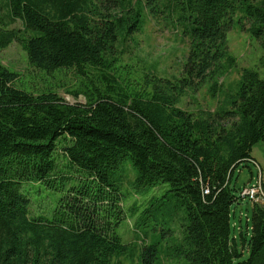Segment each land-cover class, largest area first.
<instances>
[{"label": "trees", "instance_id": "trees-1", "mask_svg": "<svg viewBox=\"0 0 264 264\" xmlns=\"http://www.w3.org/2000/svg\"><path fill=\"white\" fill-rule=\"evenodd\" d=\"M118 1L119 10L99 22L95 10L108 0H0L7 12L0 21L8 19L0 50L18 42L35 68H73L84 77L93 68L102 77L101 87L76 92L85 103H71L17 86L19 73L0 61V264H124L134 252L117 233L120 184L132 175L126 160L135 186L167 184L185 207L179 256L190 264H264V205L254 204L250 229L247 222L236 233L231 224L248 185L238 187L235 172L264 141V56L258 69H243L219 112L196 117L178 107L194 81L235 65L228 30L238 11L264 49V0H166L190 38L186 76L176 83L145 76L129 88L113 71L114 47L144 27L145 9L156 17L160 3ZM16 21L23 27L10 28ZM42 186L65 194L37 212ZM158 253L157 243L145 244L136 264H154Z\"/></svg>", "mask_w": 264, "mask_h": 264}, {"label": "rangeland", "instance_id": "rangeland-1", "mask_svg": "<svg viewBox=\"0 0 264 264\" xmlns=\"http://www.w3.org/2000/svg\"><path fill=\"white\" fill-rule=\"evenodd\" d=\"M160 8L157 16H152L149 9L144 27L132 33L125 39H120L114 47V72L127 88L135 86L145 76H158L177 82L186 76V63L190 51V38L183 34L181 25H177L175 15L165 8L166 0H158ZM98 4V2H96ZM118 0H108L105 4H98L95 18L109 17L110 12L118 11ZM238 11L232 25L228 30V49L235 58V65L213 77L208 76L203 80H196L186 87L180 98L178 107L191 112L196 117L208 113H217L225 108L230 96L236 91L242 71L245 68L258 69L260 59L264 56V49L260 41L249 31L251 20ZM7 12L0 9V15ZM176 15H178L176 13ZM174 16V17H172ZM8 19L4 16V23L0 26L7 27ZM10 28H22L20 21L9 25ZM123 38V37H122ZM0 61L10 70L19 73L16 85L32 92L52 90L71 103H85L83 93L76 97V92H82L87 85L92 83L102 86V77L93 68L89 69V76L79 75L73 68H63L51 73L33 67L27 57L26 51L18 42H13L9 47L0 50ZM228 67V66H227ZM195 80V79H194ZM217 82L215 90L212 89ZM224 122V121H223ZM229 123V122H226ZM252 155L264 168V141L253 147ZM129 168L130 176H124L120 184L124 199L121 200L124 215L120 218L117 233L124 243L131 244L134 252L123 258L124 264H136L139 251L148 243H157L159 253L154 264H190L184 256L176 252L182 243L187 225L186 210L179 202L171 197L167 184H160L154 188L137 187L134 185L135 170L129 160L125 161ZM124 169L119 168V173ZM125 171V170H124ZM253 173V175H252ZM258 174L257 166L248 162L240 166L235 172V184L238 187L250 185L255 175ZM64 191H51L42 186V191L34 194L36 211L49 207H57L58 200L63 197ZM254 203L240 200L232 207L231 224L233 231L239 233L240 225L243 229L251 228V218ZM138 207L136 213L130 212L131 208ZM119 219L117 214L111 217ZM236 224L238 227L236 228Z\"/></svg>", "mask_w": 264, "mask_h": 264}, {"label": "built area", "instance_id": "built-area-1", "mask_svg": "<svg viewBox=\"0 0 264 264\" xmlns=\"http://www.w3.org/2000/svg\"><path fill=\"white\" fill-rule=\"evenodd\" d=\"M251 160L257 166L258 174L250 185L242 187L239 196L242 200L264 205V168L255 158Z\"/></svg>", "mask_w": 264, "mask_h": 264}, {"label": "crops", "instance_id": "crops-1", "mask_svg": "<svg viewBox=\"0 0 264 264\" xmlns=\"http://www.w3.org/2000/svg\"><path fill=\"white\" fill-rule=\"evenodd\" d=\"M254 157V156H253ZM255 158V157H254ZM256 159V158H255ZM257 160V159H256Z\"/></svg>", "mask_w": 264, "mask_h": 264}]
</instances>
